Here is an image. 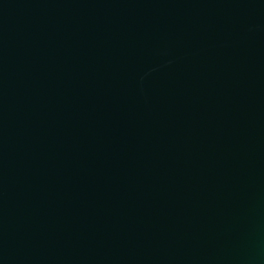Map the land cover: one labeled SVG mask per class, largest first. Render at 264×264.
I'll return each instance as SVG.
<instances>
[{
  "label": "water",
  "instance_id": "water-1",
  "mask_svg": "<svg viewBox=\"0 0 264 264\" xmlns=\"http://www.w3.org/2000/svg\"><path fill=\"white\" fill-rule=\"evenodd\" d=\"M0 264H264V0H0Z\"/></svg>",
  "mask_w": 264,
  "mask_h": 264
}]
</instances>
